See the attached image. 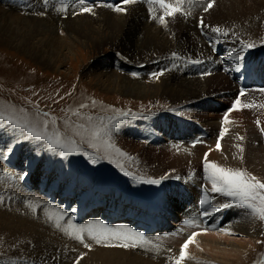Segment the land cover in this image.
Listing matches in <instances>:
<instances>
[{
	"label": "bare ground",
	"instance_id": "obj_1",
	"mask_svg": "<svg viewBox=\"0 0 264 264\" xmlns=\"http://www.w3.org/2000/svg\"><path fill=\"white\" fill-rule=\"evenodd\" d=\"M0 2L5 3L6 7L9 6V8L7 7L9 12L0 8V39H2V42L11 41L13 46L18 47L19 49L26 48L27 44L29 42L32 43L33 40H35L36 42L34 41V43L38 45L46 43L49 36H51L52 31L50 30L52 29L48 30V25L44 24L43 19H45V15L48 14H46V11L44 10L50 9L52 5L57 6L55 1L49 2L48 0H22L23 5H20L21 7L26 9L30 8V10H33L34 12L35 10L43 12L40 15L38 13L39 17L36 16V19L38 17V21H33V19H29V17H24V15L27 16V12L24 14L18 11V13L13 12V7L16 8L19 6V1L15 2V0H0ZM103 2H106V0ZM114 2H116L114 4L115 6L119 5L123 7L125 11L117 12L110 7H104V5H101V3H95L91 5L94 6L92 7L91 11H83L81 13L79 12V14L75 13L77 17H73L71 14L68 15L66 19H62L61 21L64 23L66 28L73 27L76 30L82 28L85 29V27L88 26L87 23H91L93 21L98 22L99 25L101 23L106 25L108 23V25H111L112 27L111 38L115 39L116 41H124V39H127V41L130 40V43L133 46L137 47L145 45L146 43L149 45L153 44L152 48L158 47V49H160V45L164 46L163 49L157 51L158 53L155 52L156 54L153 53L135 64L130 60V62H124V60H122L126 66L130 65L136 67L137 70L143 75L145 74L146 77L154 69L152 67L154 66V63L165 64L166 69H161L160 72H155L157 74H162L158 76L150 75V78L147 77L150 84L141 86L135 81H132L133 78H135L133 75L125 74L123 72H121L123 73L121 74L119 72L117 73V71L111 72L110 76H106L104 80L100 78V82L98 81L99 86L105 90L112 89L119 92L122 91L124 93L130 92L133 89L136 91V94L143 93L144 95H154L158 92H161V94H167L171 96L170 98H167L169 101L168 109H164L162 111H152L143 115L137 120L133 119L134 121H131L135 123L131 122L124 130L125 132L144 134V137L149 138L148 141L150 144L146 143V141L143 142L141 146V150L143 151L142 156L149 164L152 160L159 162V164L153 167V169L150 168V172L152 174L151 176L153 178H155L156 174H158L160 178L164 177V179H160V184H150L148 181L142 182L141 180L137 181L135 179H132V182H129L134 183L137 187L141 188L144 195L146 196L145 200L147 205L145 208L141 207L142 212L145 216H148L149 219L153 213L158 215V209L162 206V203L159 202V199L156 196H160L161 199L167 202V204L170 203V205H175L176 209L173 212L176 214L175 216H178L174 219L175 221H179L180 216H186L185 220L193 221L192 224L188 225L185 224V220H183L180 224L183 229L189 231H198L201 228L205 229V233H200L198 231L200 234H197L193 237L192 241L188 244L187 253H192V256L196 259L197 250L193 251V248H196L200 250L198 252H210L220 256L222 260L225 259V261L228 262L232 261L230 260L232 258H236V260H238L237 262H239L240 259L246 256V253L244 252L245 250H248L246 248V244H253L252 235L250 233L248 234V232L251 231L253 227H246L248 226L246 224H254L256 218L250 215L248 209L232 204L230 198L211 192H209L210 199L214 198L213 204H216V207H220L221 209L217 213L214 212L212 215L202 218L204 211L198 205L199 202L195 201L194 204H190L192 203V194L194 192L195 198L198 194L199 198L201 199L204 195V191L206 189H211V183L208 182L209 180L207 179L205 168L203 169L201 166L196 167L195 163L198 157L203 156V162L205 164V153H207V160L216 163L220 167L228 162V158L233 157L237 158V160L240 162L242 161L246 164L248 163L249 166L252 165L251 167L254 169L258 168L264 172V167L259 166V162L255 161L256 155L251 153L256 151L260 152L262 150V146L264 145L261 146L260 144V142H262L261 138H254L251 135L248 137H243V133H246V129L248 133L253 131L255 133L256 129L258 128H262L264 130V122L261 123V120H257L259 117L257 114H254L255 116L251 114L253 115L252 118L256 117V122H252L253 124L250 126L247 123V128L243 126L242 120L235 122L236 116L240 115L241 113L240 110H244L243 105L248 104L254 105V107H264V91H261L257 87L252 89L245 88L244 85L247 81L246 77L242 78L241 84H235V81L233 80V72H230L228 76L223 73L210 75L202 74L203 72H196L199 73V75H197L184 70L181 71L182 68L181 70L173 67L169 68L167 64L173 65L176 60L183 57L193 59L200 57L202 58L204 56L206 57L208 54L211 55V46L219 49L217 45L219 39L217 37L220 38L223 35L222 38L224 39V31L221 30L222 32L218 33V35L223 33L221 36H216V34L214 35L216 32L212 31L213 28L221 29L220 27L223 28L227 24L229 27L232 25L233 28L234 25L238 26V23H242V26L245 32L248 33V36H260L261 34H258L257 32L260 29L264 30V16L260 17L259 11L261 12L260 9L264 8V0H228L227 4V1L224 2V0H213V6L207 11L203 9V11L198 12L191 11L192 9H189L185 11L183 10L184 12L182 13L186 14L177 13L174 16L166 17V25H161L158 21V17L163 15V10L159 7L156 9V11H153L150 14L149 7L141 2L130 3L127 5L122 4V0H115ZM2 3L1 5H3ZM76 7H80L83 10V8H86L87 5L84 6L80 4H74L66 9H75ZM108 9H112L113 11H107ZM252 9L255 10V12H253L255 15H251L249 17V23L246 27L244 24V17L247 14H250ZM15 10L16 9H14V11ZM200 12H203L200 20V22L203 21V23H201L203 32L206 36H208V38H213V41L210 40L212 45L208 47L205 44L206 42L204 43V41H201V37L199 36L200 33L195 29L197 16L198 14L200 16ZM115 13L117 15H114ZM21 14H23V16ZM256 14L258 17H255ZM48 19L49 22L52 20L50 18ZM223 20H225L224 25L221 24ZM45 21V23L48 22L47 20ZM115 21H118L119 23L114 25L110 24ZM51 22L55 24L57 21ZM239 27L240 26L237 27V32H239ZM93 31L96 32L97 30L93 28ZM230 33H233V35L235 33V35H237L236 32L230 31ZM233 35H231V37H237ZM149 37H152L153 40L149 41ZM226 38H228V36H226ZM96 39L98 40V37ZM237 39H239V37ZM58 44L62 43L58 42ZM248 44H251V42L246 43V45ZM240 48L232 47L230 53L228 54V59L231 60L238 58V63H249L254 66V60L244 57V54ZM51 50H54L55 53H58L59 51V49L56 47H53ZM247 51H249V48L245 49L243 52ZM172 53H176L177 55L173 56ZM258 71L262 72L264 78V64H262V66L256 70V72ZM217 72L219 71L217 70ZM133 84L137 85L135 86ZM241 87L244 88L243 96H240L238 93L240 92ZM224 91H226V93H224ZM235 96H237V99H239V103L237 104V107L233 109L232 106L237 101ZM100 107L101 106H99V108ZM111 109L112 108H110L109 111ZM229 109L232 110L229 111ZM252 110L254 109L252 108ZM262 111L263 113L260 116L264 118V108ZM225 113H227L228 117L227 122H225ZM102 115V117H105L104 114ZM250 118V115L245 113L243 120L249 121ZM222 131L223 135L221 136ZM78 133L79 132H77V134ZM224 134L227 136L225 135L226 137H224ZM100 136L104 137L103 135ZM100 136L95 138H98L101 142ZM162 139L165 140V143L162 142ZM214 140L216 141L214 142ZM95 141L98 142L97 139H95ZM95 141L93 142L95 143ZM218 141L219 148L215 149L213 145L214 143L217 145ZM100 142L98 144H100ZM254 143L256 144L255 147ZM107 144L109 145V143ZM8 145H12L14 147V151L7 153L9 160L14 162L13 168L19 169L20 171H8L6 168L3 173H0V191H2L3 194L6 193L4 197H6L8 200H11L10 203H8L10 210H7V212L0 210V225L3 227L2 230H10L13 232L12 234L20 236V239L18 240V243L20 242L19 246H16L17 251L27 248L28 243L31 245L33 244V248H36L37 250L40 245H45L47 242H51L52 238L48 233L51 230L52 233H59L60 235L62 234L67 237V239L70 241V244H76L78 247H81L83 250L79 251V253H83L81 259H84L83 262L85 264H175V261L173 263L169 261L165 262L167 256L163 257V252L160 250L161 248L158 249L156 247L153 248L143 245V247L140 246L141 248L137 249L139 251H136L133 247L124 248L118 246L121 244V241L117 240H109L97 244L85 233H83L84 240L81 242L80 240L75 239L73 236L68 235L64 231V228L67 226L60 224L59 228L56 227V224L50 221V217L52 216L50 210L42 207L43 205L39 206L40 203L36 204L35 197L43 198V200L44 198L60 200L62 203H69L71 205L74 203L79 204L81 209H87V214L85 215L88 218L95 216L99 218L111 219L103 207H95V204L98 202L100 197L97 188H99L101 184L96 187L94 182L89 181L91 176H87V179L81 178V171L80 173L79 170L75 166L70 165L71 163L69 162V164L66 159H62V157H59V155L56 153L48 150L45 144H43L41 141H24V139L22 140L20 135L17 133L12 132L9 129L4 130L0 127V151H6ZM245 149L246 151H244ZM107 151L109 150L107 149ZM242 153H247L246 158L243 157ZM120 154H122V152ZM117 155L118 154L116 153V156ZM116 156L114 157L117 158L118 156ZM126 157L128 158V156ZM3 164H5V162H3ZM166 168L168 170L167 172H165ZM24 173H27V175L25 176ZM22 175L26 180L23 179L19 181L22 178ZM14 181L15 185L13 184ZM18 181H26L27 185H21L22 183L19 184L17 183ZM14 186H17V189L14 188ZM103 191L102 199L105 205H120L123 201H126L127 203L133 201L132 198H128L129 195L124 189H120L118 187L117 183L108 185ZM15 192L22 193L23 197L26 198L25 206L27 207L19 205L22 200V197L19 195H17V197L21 198V200L16 199V202L12 200L13 198L11 197H14V199L16 197ZM31 199L34 200L31 201ZM2 204L0 206H2ZM130 204L133 206L136 205V207L138 206L137 203ZM224 204H228L229 207H222ZM35 205H38V209L36 208L34 211ZM18 211L21 213H18ZM140 211L141 210L138 208H130V212L140 213ZM223 217L224 220L222 219ZM205 219H208V221L203 222L202 220ZM228 220H231L232 222H228ZM241 223H246L243 225L245 227L241 226ZM217 228H221L222 231L218 233L213 232L214 229ZM2 233H4V231ZM57 236L60 237L59 235ZM241 237H244L242 241L245 242L237 240ZM53 239V242H55L56 239ZM59 239L61 238H58V242L60 241ZM63 240L65 243L68 241H66L65 238ZM231 242H234L235 245H231L230 247L225 246H228L231 244ZM194 243H197V245H194ZM85 244L90 245V247L86 248L84 246ZM174 245L176 246V243H172L169 247L173 246L175 251L178 246L175 247ZM243 247L246 249H239ZM55 248L54 250H57ZM64 248L66 249L67 247ZM178 250L179 248L176 250L179 253L180 250ZM74 251L75 248L72 252ZM63 253L64 252H62V254ZM167 253L169 254V250ZM65 254L67 255L66 252ZM173 254H175V252ZM67 257L72 256L69 255L66 256V258ZM64 258L65 257H63V259ZM61 264H64V262H61Z\"/></svg>",
	"mask_w": 264,
	"mask_h": 264
},
{
	"label": "rangeland",
	"instance_id": "obj_2",
	"mask_svg": "<svg viewBox=\"0 0 264 264\" xmlns=\"http://www.w3.org/2000/svg\"><path fill=\"white\" fill-rule=\"evenodd\" d=\"M18 1L20 4L19 6H17L18 8L13 7V12L15 13L18 11L23 14L27 12L26 13L27 16L24 15V17H29V19H33V21H38L39 15L42 14L43 12H39L38 10H35L34 12L33 10H30V8L26 9L24 7H21L20 5H23L22 0H18ZM18 1L15 0V2ZM48 1L49 2L55 1L57 6L52 5L50 9L44 10L46 11V14L48 13L47 15H45L46 18L43 19L44 24L48 25L49 28L48 30L52 29L50 30L52 31L51 36H49L45 44L38 45L34 43L35 40H33L32 43L29 42L27 44L26 48L19 49L18 47L13 46L11 41L2 42L1 41L2 39H0V112H2L5 115H8L10 118L16 120L18 123H26L29 126L36 127L37 130H41L43 134H45L48 137H51L53 140H56L58 135L60 138V142L64 145V147H49L47 140H38L34 137H28L26 131L22 129H17L14 126L9 125L3 121H0V127L4 130L9 129L12 132L17 133L18 135H20L22 140L24 139V141L26 140L27 141L34 140L37 142L41 141L43 144H45L48 150L56 153L57 155H59V157H62V159H66L68 163L69 162L71 163V164L69 163L70 165L75 166L79 170V172L81 171L82 172V173L80 172L82 175L81 178L87 179L88 177L91 176V179L89 178V181L94 182L96 187H98L99 184H101L99 188H97L100 197L98 202L95 204V207L98 208L103 207L104 210L107 211V215L110 216L111 219L113 218V220L111 219L107 220L104 218L98 219L99 217H95V216L88 218L85 215L87 209L85 208L81 209L79 204H75V203L73 205H70L69 203L64 204L60 200H54L48 198H44L43 200V198H38V197H35V203L36 204L40 203L39 206L43 205L42 207H45L46 209L50 210L52 215L51 216L52 218L50 217V221L54 224H56L57 222V217H60L59 224H63L65 226H68V221L71 220L72 223L77 227L87 226L90 224V222L95 227L96 226L95 222L99 221L101 224L107 225L108 228L115 229V228H121L123 226L132 228L138 232L143 233L144 236L147 238V240L151 242L150 244H146L147 246L153 248L156 247L158 249L161 248L160 250H162L163 253L165 252L167 253L169 250V254L162 253V255L163 257L167 256L165 262L169 261L173 263L176 260V258L179 257L180 254L179 250L181 249V246L185 243V241L188 240L189 236H192L193 233H195L196 235L200 233H205V229L204 228L199 229L198 231L200 233L195 230L189 231L183 229V227L180 224L182 223L183 220L186 219V216H180L179 218L180 220L175 221L174 219L178 217L175 216L176 214L173 212L176 209L175 205L173 204L170 205V203L167 204V202L161 199L160 196H156L159 199V202L162 203V206L159 207L158 209V215H155L153 213L151 214L150 219L148 218V216L144 215L141 207L145 208V206L147 205V202L145 200L146 196L144 195L141 188L137 187L136 184L129 182H132V179H135L137 181L141 180L142 182L144 181L147 182L149 179L160 180L161 178L158 176V174H156L155 178H153L150 172L151 171L150 168L153 169V167L157 166L159 162H157L156 160H152L149 164L145 161V158L142 156L143 151L141 150L142 149L141 146L143 142L147 141L146 143L150 144V142L148 141L149 139L148 137H144V134H137V133L124 131L131 122L139 119L143 115L150 113L152 111L154 112V111H162L164 109H168L169 101L167 98H170L171 96L167 94H161V92H158L154 95L153 94L144 95L143 93L136 94V91L133 89L130 92L123 93L122 91L119 92L112 89L105 90L102 87H100L98 84L100 78L104 80L106 76H110V73L115 71H117V73L123 72L125 74H130V75L135 73L136 75H133L135 78H133L132 81H135L137 84L141 86L145 84L146 85L150 84L148 81L150 75H153V73H155L156 71L160 72L161 69H166L165 64L153 62L154 66L152 67L154 69L148 74L147 76L148 78H147L145 74L143 75L140 71L137 70L136 67L130 65L126 66L125 63L122 62V60H124V62L133 61V63L135 64L143 60L147 56L159 51L160 49H163L164 46L160 45L161 48L158 49V47L152 48L153 44L149 45L146 43L145 45H141L140 47H137V46H133L130 43V40L127 41V39H124L125 42L127 41L126 43L124 41H116L115 39L111 38L112 27L111 25H108V23L106 25H103L101 23L99 25L98 22L93 21L91 23H87L88 26L85 27V29L82 28L76 30L73 27L66 28L64 23L61 21L62 19H66L68 15L72 14L73 17H77L75 13L79 14V12L80 13L83 12V10L80 7H76L75 9H66L74 4L76 5L80 4L84 6L87 5L86 8L91 7L90 9H92V7L94 6L91 5L95 3H99V4L101 3V5H104V7L107 8L110 7L114 9L113 7H115L114 4L116 3L114 2L115 0H106V2H103L104 0H48ZM137 2L139 3L141 2L149 8L150 7L153 8V11H156V9L159 7V5H149L148 3L145 2V0H137ZM167 2L174 3L175 0H167ZM212 2L213 0H191V3H188L187 0H185V2L182 5V12L189 9L190 10L192 9L191 11H198V12L203 11V9H206L208 7V4L209 3L212 4ZM224 2H226L227 4L228 0H224ZM1 3L2 2H0V6L2 7L0 8L9 12L7 10V7L9 8V6L6 7L5 3H2L3 5H1ZM3 6H5L6 8ZM14 9L16 10L14 11ZM112 9H108L107 11H113ZM260 10H261V12L259 11L260 17L264 16V8H261ZM253 12H255V10L252 9V12L251 13L247 12L250 14H247L244 17V22H245L244 24L246 27L249 23V17L251 15H255L253 14ZM23 14L21 15L23 16ZM202 14L203 12H200V16L199 14L197 16L198 22L196 21L195 23V29L200 33L198 34L201 37V41H204V43L206 42L205 44L208 47L212 45L210 40L213 41V38H208V36H206L202 30V25L200 22ZM257 14L255 17H258ZM114 15L117 14L115 13ZM36 16H38L37 19ZM48 18L52 19L51 21L53 22L55 21L57 22L53 24L51 21L49 22ZM45 20H47L48 22L45 23L46 22ZM224 22L225 20H223L221 24L224 25ZM117 23L119 22L115 21L110 24L114 25ZM242 25H243L242 23L240 24L238 23V26L241 27V29L239 27V32H237L238 30L237 25H234L233 28L232 25H230L232 29L228 26V24L225 25L227 27L225 26L223 27L224 29L220 27L221 28L220 31L214 33V35L216 34L217 36L218 33L224 31V39L222 38L223 33H221L222 36L220 34L218 35L221 36L220 37L221 39L217 37L219 39L217 43L219 49L211 46V50H212L211 55L208 54L206 55V57L204 56L205 58L200 57L193 59L192 58L188 59L183 57L176 60V62L173 65L167 64V66L169 68L173 67V68H178L180 70L182 68L181 71L184 70L189 73H194L197 75H199V73L196 72H201V73L203 72L202 74L210 75L216 73H223L228 76L230 72H233L234 73L233 80L235 81V84H241L242 78L246 77L247 81L244 85L245 88L252 89L254 87H257L260 90L264 89V84H263L264 78L262 72L260 71L256 72V70L259 69L262 66V64H264V38H263L264 30L261 29L258 30L257 33L258 34L260 33L261 34L260 36H248V33L245 32ZM93 28L96 29L97 31L94 32ZM230 31L236 32L237 35H235V33L234 35L233 33L231 34ZM225 33H227L228 35H225ZM230 34L237 37L235 38L231 37ZM226 36H228V38H226ZM97 37L98 40L96 39ZM238 37L239 39H237ZM217 38H216V42H217ZM148 40L151 41L153 39L152 37H149ZM58 42L62 44H58ZM249 42H251V44H254L255 47L251 48L252 50L249 49V51L243 52L245 49L248 48L246 47L242 48V46H246V43ZM53 47L59 49L58 53H55L54 50H51ZM232 47L235 48L241 47L240 49L242 50L244 57L254 60L255 68L253 65L249 63H238L237 62L238 58L229 60L228 54L230 53ZM193 69L195 70V72ZM217 70L219 72H217ZM137 84H133V85L136 86ZM241 89L244 90L243 87H241L240 90ZM224 93H226V91H224ZM238 93L240 94V92ZM235 97H236L235 99H237V96ZM81 105H83V107H81ZM106 105L108 106V108ZM99 106L101 107L99 108ZM257 107L258 106L255 107L250 106L247 108L243 107L244 110H240L241 113L240 115L236 116L235 122L238 120H242L243 126L247 128L248 125L250 126L256 122L255 120L256 117L252 118L254 114L255 115L257 114V116L259 115L257 120H261V123L264 122V118L260 116L263 113L262 110L264 107L261 108L260 107L257 108ZM98 108L100 111L98 110ZM110 108L112 109L109 111ZM252 108L254 110H252ZM125 113L127 115H124ZM245 113L250 115L251 117L250 120L252 121L243 120ZM102 114H104L106 118L102 117L103 116ZM132 114H135L136 116ZM45 120L48 121V124L46 126L44 124ZM97 131L99 132V135L94 136L93 133ZM77 132H79L78 133L79 136ZM246 133H243V137H248L250 135L254 138L260 137L262 140L260 144L261 146L264 145V130L262 128L256 129L255 133L254 131L248 133L246 129ZM226 134H224V137L227 136ZM100 135H103L104 137ZM99 136L101 138V142L99 141L98 138H95ZM25 137H27V139H25ZM95 139H97L98 142H96ZM93 141H95V143ZM215 141L216 140H214V142ZM99 142L100 144H98ZM162 142L165 143V140L162 139ZM107 143H109V145H111L112 143V145L109 146ZM90 144H94V145L98 144V145H95V147H90L89 146ZM255 146L256 144L254 143V147ZM101 147L103 148V150ZM213 147L216 149L217 145H215L214 143ZM107 149L109 151H107ZM61 151L64 153V155L60 154ZM120 151L122 152V154H120L121 153ZM244 151H246V149ZM116 153L118 154L117 155L118 157L116 156ZM251 153L256 155L255 161L259 162V166L264 167V146H262V150L260 152L256 151ZM242 155L243 157L246 158L247 153L246 154L242 153ZM114 156H116L117 158H115ZM126 156H128V158ZM203 159H204L203 156L198 157L195 166L196 167L201 166V168L204 169ZM3 162H5V164H3ZM13 163H14L13 161L9 160L8 155L7 158L0 156V173H3V171L6 170V168L8 169V171H20L19 169L13 168L14 165ZM251 166H249L248 163L246 164L242 161L241 162L238 161L237 158L231 157L228 158V162H226L221 167L244 170L247 173H250L251 175L255 176L261 182H264V172L258 168L254 169ZM167 171L168 170L166 168L165 172ZM129 173L131 175H129ZM23 177L24 176L22 175V178L19 181L23 179L26 180ZM15 181L14 183L13 182L11 183L15 185ZM19 181L17 183L19 184L22 183L21 185H27L26 181L24 182H19ZM116 183L120 189H124L128 193L129 195L128 198L133 199V201L130 203L138 204L137 207L136 205L133 206L130 203H127L126 201H123L120 205H111V206L105 205L102 199L104 192L103 190H105L108 185H113ZM14 188L17 189V186H14ZM15 193H16V197L15 199L14 197H11L13 198L12 200L13 201H15L16 199L21 200V198L17 197V195H19L22 197L21 203L18 202L19 205L23 207H27L25 206L26 198L23 197L22 193L21 192L19 193L15 192ZM5 194L6 193L3 194L2 191H0V201H1L0 205L4 203L2 204V206H0V210L7 212V210H10V206H8V203H10L11 200H8L6 197H4ZM194 198L195 196L193 192L192 200H191L192 203L190 204H194L195 201L198 202L200 201L198 194L197 197L195 199ZM33 200L31 199V201ZM213 202H214V198H211L210 199L211 205L213 207H216L217 205L213 204ZM198 205L201 207L203 211L205 210L211 211V208L207 205H201L200 202L198 203ZM35 206H34V211L36 210L38 205L36 207ZM130 208H138L141 211L140 213L130 212ZM18 213L21 212L18 211ZM202 218H205V216L203 215ZM222 219L224 220V217ZM258 220L259 219L256 218L254 224L241 223V226L246 224L248 225L246 227L249 228L253 227L255 229L252 228L251 231L248 232V234L250 233L252 235L253 244L252 245L248 243L246 244V248L248 249L247 251L246 250L244 251L246 253V256L240 259L239 262H237L238 260H236V258L235 259L232 258L230 259L232 260L230 261L232 263H230L228 261H225V259L222 260L221 257L218 255L212 254L210 252L208 253L203 251L198 252L200 251L199 249L193 248V251L197 250V256H196L197 258L195 259V257L192 256V253L189 252L187 253V249H186L187 256L181 262V264H190V263L191 264H195V263L196 264H200V263L201 264H212V263L213 264H224V263L225 264L227 263L228 264H264V221L261 220L258 221ZM202 221L205 222L208 221V219ZM229 221L231 220H228V222ZM2 229L3 227L0 225V238H1L0 245H2L0 246L1 249L0 264H34V263L61 264V262H64V264H85L83 262L84 259H81L83 253H79V251L83 249L81 247H78L76 244H70V241L67 239V237H65L62 234L60 235L59 233L58 234L54 232L52 233L50 230L48 233L52 238L51 242L49 243L47 242V244L45 245H40V247H38L37 250L36 248H33L34 246L33 244L31 245L28 243L27 248L20 249L19 251H17L16 246L17 247L19 246L20 242L18 243V240L20 239V236L12 234L13 233L12 231L7 230L5 228H4L5 230ZM3 231L4 233H2ZM221 231H222L221 228H217L214 229L213 232L218 233ZM84 233L87 234V232ZM55 235L56 236L59 235L60 237L58 236L56 237ZM53 238L56 239L55 242L57 241L56 245L55 242H53L54 241ZM58 238H61L59 240L62 241L58 242ZM64 238L66 241L68 240L69 242L67 241V243H65V241L63 240ZM243 238L244 237H241L240 239L237 240L242 241ZM172 243H176V246L175 245L174 246L175 247L178 246L177 248H179L178 250L179 253L176 251L177 248L174 251L173 246L169 247ZM62 244L63 245L65 244L67 246L65 245L63 246ZM194 245H197V243H194ZM231 245L234 246L235 245L234 242L233 243L231 242V244L225 246L230 247ZM64 247L67 248L65 249ZM141 247L140 246L134 247V250L139 251L137 249H140ZM54 248L57 250H54ZM74 248L75 251L72 252ZM246 248L243 247L239 249L244 250ZM61 251L64 253L62 254ZM65 252L67 253V255L65 254ZM174 252L176 255L173 254ZM6 253L8 254V256ZM69 255H71L72 257L66 258V256ZM63 257L65 258L63 259ZM28 261L31 263H29Z\"/></svg>",
	"mask_w": 264,
	"mask_h": 264
},
{
	"label": "snow or ice",
	"instance_id": "obj_3",
	"mask_svg": "<svg viewBox=\"0 0 264 264\" xmlns=\"http://www.w3.org/2000/svg\"><path fill=\"white\" fill-rule=\"evenodd\" d=\"M137 0H122V4L127 5L130 3H136ZM149 5H159V7L163 10V15L158 17V21L161 25H166L167 20L166 17H171L176 15L177 13H182V5L185 0H175L174 3L167 2V0H145ZM188 3H191V0H187ZM111 6V5H109ZM213 5L211 3L208 4V7L205 9L207 11ZM114 10L117 12L125 11V9L119 5L114 7ZM83 11H91L90 8H83ZM150 14L153 12V8H149ZM186 14V13H182ZM155 18V17H154ZM203 23V21H201ZM213 32H219L220 29L213 28ZM227 35V33H225ZM246 48L255 47L254 44H249L246 46H242ZM173 56H176V53H172ZM162 74V73H160ZM160 74L153 73V76H158ZM132 75H136L133 73ZM264 91V89H261ZM244 95V90H240V96ZM239 103V99H237L236 103L233 104V109L237 107ZM254 105L245 104L243 107H250ZM83 107V105H81ZM232 109H229L231 111ZM124 115H127L126 113ZM135 115V114H133ZM228 117L227 113H225V122H227ZM0 121H3L9 125L14 126L17 129H22L27 132L28 137H34L38 140H47L49 147H64V145L60 142V138L57 135L56 140H53L51 137L43 134L41 130H37L34 126H29L26 123H18L16 120L10 118L8 115L0 112ZM54 123V121H53ZM259 123V122H258ZM45 126L48 124V121H44ZM94 136L99 135V132H94ZM223 135V131L221 136ZM27 139V137H25ZM242 139V137H241ZM90 147H95L94 144H90ZM217 148H219V141L217 142ZM14 151V147L12 145H8L6 151H0V156L7 158V153H11ZM64 155L63 152L60 153ZM205 172L207 173V179L211 183V189L205 190L203 197L200 199L201 205H207L211 208V211L205 210L203 212L204 216L212 215L214 212L220 211V208L213 207L210 203L209 192L216 193L224 197H228L231 199V203L234 205H239L245 209H248L250 215L254 218H257L261 221H264V182H261L255 176L247 173L241 169H231V168H223L217 165L214 162H209L207 160V153H205V164H204ZM26 176L27 173H24ZM129 175H131L129 173ZM164 177L161 178V180ZM161 180L149 179L148 183L150 184H160ZM222 207H229L228 204L222 205ZM60 217H57L56 227H60L59 224ZM185 224H192V220H185ZM95 227L90 222L87 226H75L71 220L68 221V226L64 228V231L73 236L75 239L83 242L84 236L83 233L87 232L89 238L94 240L97 244H100L109 240H117L122 241L118 246L128 248V247H137L143 246L146 244H150L151 242L147 240L143 233L138 232L132 228L127 226H123L121 228H108L107 225L101 224L99 221L95 222ZM196 234L193 233L192 236H189L188 240L181 246L179 257L176 258L175 264H181V262L186 258L187 253L186 249L188 244L192 241L193 237ZM86 248L90 247V245L85 244Z\"/></svg>",
	"mask_w": 264,
	"mask_h": 264
}]
</instances>
